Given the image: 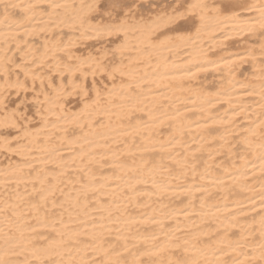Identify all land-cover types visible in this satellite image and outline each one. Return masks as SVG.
<instances>
[{"label": "bare ground", "instance_id": "bare-ground-1", "mask_svg": "<svg viewBox=\"0 0 264 264\" xmlns=\"http://www.w3.org/2000/svg\"><path fill=\"white\" fill-rule=\"evenodd\" d=\"M99 1L0 0V264H264V0L95 22ZM109 37L111 64L78 53ZM27 90L30 126L6 107Z\"/></svg>", "mask_w": 264, "mask_h": 264}, {"label": "rangeland", "instance_id": "rangeland-1", "mask_svg": "<svg viewBox=\"0 0 264 264\" xmlns=\"http://www.w3.org/2000/svg\"><path fill=\"white\" fill-rule=\"evenodd\" d=\"M109 2L111 5L113 1H111V0L110 1H108V0H100L99 1V3H98L99 9L97 8V11H96L97 14H95L96 16L94 18L95 22L102 21L103 17L105 19L102 22L106 21L108 19V17H109V19L107 21H109L110 19L115 21L116 19H119L123 16L130 17V16L134 15L136 12H137V14H135V16H138V15L139 16H149V15L157 12L159 9H160L159 11H164L167 8H168V10L169 9L170 10L171 9L176 10L175 8H178L177 9V11H178V10H180L179 5H181V3L180 4L176 3L173 0H170V1H166V0H163V1H159V0H148V1H144V0H120V1H117V0H114V2L112 4L113 6L112 5L111 6L113 7V9L115 7L119 8V9L115 8L117 10L115 12L114 11L115 9L113 10L112 7L109 6ZM120 2H121V4H120ZM117 3L119 4L118 6H117ZM173 6H174V8H173ZM110 7H111V9H110ZM122 9H124V11ZM161 9H163V10H161ZM0 11H2V7H0ZM8 12L13 16L19 15V12H17L16 10H13V9H8ZM140 13H142L143 15H141ZM144 13H148V14L144 15ZM127 14H128V16H127ZM187 19H188L187 17L181 18L177 23L174 24V25L178 24V26L180 25L179 27H177L178 31H180L184 27V25H186V23L183 21L187 22ZM188 22H189V20H188ZM263 38H264V36H263ZM100 39H97V40L91 39L89 41H92V42H88V41L85 42L87 44H84L83 45L84 48L82 46V48L80 49V51H78V53L82 54V55H84L83 52L85 53V55L95 54V53H97L96 51H98V50H99L98 52H100V49H101V51L109 52V55L107 56V60H105V63L109 65L112 62H114L112 49H113V46L115 45V43L117 42V39H115V37H113V38L112 37L100 38ZM259 39H260V36L259 37H253V38L251 37L248 40L249 41L248 43L250 45L257 46ZM234 40L235 41L231 42L232 44L229 43L228 45L224 46V49L225 50H232V51L238 50V48H239L238 46H241L242 42L240 40H238L237 38H234ZM236 40H238V41H236ZM114 41H116V42H114ZM33 43L35 44V46L38 47L40 45V40H38V39L33 40ZM233 44H235V45H233ZM11 51L14 54V59L16 61H18L19 56H18L17 50H11ZM81 51H83V52L81 53ZM263 61H264V59H263ZM13 69L15 72H18L17 68H13ZM241 71H242V76H249L251 71H252L249 63H244V65H242ZM41 72H43V70ZM51 77H52V83L56 84L58 82L57 75L55 73H52ZM220 81H221V76L218 72L217 73L216 72H214V73L209 72V73H207V75L205 77L200 79V83L198 85L206 86V87L210 88V87L216 86L218 84V82H220ZM60 82H62V83L65 82L64 77H62ZM106 83L107 82H106V80H104V77L101 76V77L94 78V80L87 79L85 82V87H86L87 92L89 93L93 87H97V88L101 89L103 86L106 85ZM26 92H25L26 94L21 93L19 95L18 94H15V95L14 94H8V97H7V103L8 104L6 103V105H7L6 107H7V109L18 110V112L21 114V120L23 122V125H29V123L32 125V124L37 122L36 113H35V111L37 109L36 104H35V96H37L38 93L36 91H33V90H32V92H31V90H29V91L27 90ZM71 97H73V98H71ZM71 97L69 99V107L72 106L70 108L75 109L80 104L81 101H80V98L78 97V95H74ZM73 107H75V108H73ZM0 136L1 137H10L11 138L10 141L13 143L15 141L14 137L16 136V133L10 131V132H5V133H0ZM233 148H234L235 153H238L241 150L238 146H234ZM12 160H16V157L8 156L6 154L0 153V163H6V162H10ZM224 160H226L225 157H223L221 159V161H224ZM73 176H74V174L70 173V177H73ZM26 190H27V188L22 189V191H26ZM13 191H14L13 188L4 189V191L2 192V195H4L5 197H10V195L12 194ZM179 201H180V199H177L174 202L179 203ZM58 213H59V210H53L51 212V214H53V215H56Z\"/></svg>", "mask_w": 264, "mask_h": 264}, {"label": "snow or ice", "instance_id": "snow-or-ice-1", "mask_svg": "<svg viewBox=\"0 0 264 264\" xmlns=\"http://www.w3.org/2000/svg\"><path fill=\"white\" fill-rule=\"evenodd\" d=\"M13 7H15V6H13Z\"/></svg>", "mask_w": 264, "mask_h": 264}]
</instances>
